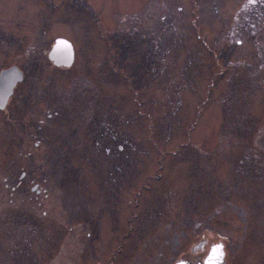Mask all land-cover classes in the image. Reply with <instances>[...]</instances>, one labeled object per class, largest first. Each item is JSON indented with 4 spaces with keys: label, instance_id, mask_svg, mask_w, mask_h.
<instances>
[{
    "label": "rangeland",
    "instance_id": "obj_1",
    "mask_svg": "<svg viewBox=\"0 0 264 264\" xmlns=\"http://www.w3.org/2000/svg\"><path fill=\"white\" fill-rule=\"evenodd\" d=\"M243 2L0 0V70L22 75L0 264H196L219 242L264 264V1Z\"/></svg>",
    "mask_w": 264,
    "mask_h": 264
},
{
    "label": "water",
    "instance_id": "obj_2",
    "mask_svg": "<svg viewBox=\"0 0 264 264\" xmlns=\"http://www.w3.org/2000/svg\"><path fill=\"white\" fill-rule=\"evenodd\" d=\"M49 60L57 67H68L73 61V48L71 43L65 38L57 37L47 53ZM21 72L17 66H9L0 70V108L5 106L7 98L12 94V89L21 80ZM203 264H223L224 254L221 243L212 244L206 252ZM174 264H188L182 260L175 261Z\"/></svg>",
    "mask_w": 264,
    "mask_h": 264
},
{
    "label": "trees",
    "instance_id": "obj_3",
    "mask_svg": "<svg viewBox=\"0 0 264 264\" xmlns=\"http://www.w3.org/2000/svg\"><path fill=\"white\" fill-rule=\"evenodd\" d=\"M264 0H245V2L247 3V2H252L250 5H252V7H255L256 8V11H255V13H256V15H258L259 14V10L261 9V7H259L260 6V2H263ZM245 2H243L242 4H246ZM241 4V5H242ZM260 8V9H259ZM239 12H240V10H239ZM247 14V15H246ZM249 15V13L247 12V13H245V10H243V11H241V13L238 15V16H240V18L242 19L243 17H245L246 18V20L248 19V16ZM233 18H235L236 17V15H233L232 16ZM232 19V18H231ZM241 21V20H240ZM239 19H237V22H236V26H238V24H239ZM245 24V23H244ZM233 25V23L231 22V26ZM231 26H229L230 28H231ZM233 27V26H232ZM234 34V33H233ZM238 34V33H237ZM231 39H232V36H231ZM230 38H228V40L230 41V42H233L232 40H231ZM239 42L241 43V40H239ZM238 42V43H239ZM218 69V67L216 68H214L213 70H217ZM214 72V71H213ZM215 73V72H214ZM125 84V83H124ZM126 86H127V84H125ZM194 95H196V96H198V94L196 93H194ZM253 132V131H252ZM256 136V135H255ZM254 139V138H253ZM133 150L135 151V149L133 148ZM135 153L137 154L138 153V155H137V158H138V160H139V158H140V153L138 152V151H135ZM206 239V238H205ZM204 239V240H205ZM207 240V239H206Z\"/></svg>",
    "mask_w": 264,
    "mask_h": 264
}]
</instances>
